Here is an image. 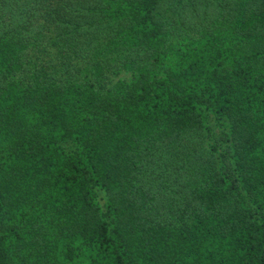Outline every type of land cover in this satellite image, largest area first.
<instances>
[{"label":"trees","instance_id":"trees-1","mask_svg":"<svg viewBox=\"0 0 264 264\" xmlns=\"http://www.w3.org/2000/svg\"><path fill=\"white\" fill-rule=\"evenodd\" d=\"M0 264H264V0H0Z\"/></svg>","mask_w":264,"mask_h":264}]
</instances>
